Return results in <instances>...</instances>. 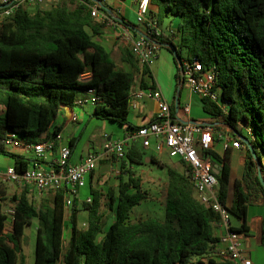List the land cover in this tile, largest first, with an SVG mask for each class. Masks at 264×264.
<instances>
[{
    "label": "trees",
    "instance_id": "1",
    "mask_svg": "<svg viewBox=\"0 0 264 264\" xmlns=\"http://www.w3.org/2000/svg\"><path fill=\"white\" fill-rule=\"evenodd\" d=\"M95 4L104 15L113 13L105 0H69L33 13L22 5L3 22L0 104L5 112L0 116L1 154L7 153L2 139L9 132L27 143L41 141L40 135L47 131L58 110L72 107L77 92L87 88H94L100 96L93 117L116 123L126 132L138 128L128 119L133 71L140 72L141 88L154 89L150 67H139L132 51L124 49L122 60L132 71L117 68L110 52L93 39L107 22L91 16ZM150 14L157 26L166 18L178 20L175 29L168 27L165 32L144 25L142 33L151 43L169 52L168 45H175L180 60L197 59L204 71L215 67L216 86L221 90V100L228 104V114L223 116L218 105L208 99H201L203 109L217 117L242 144L241 137L250 141L264 180V0H149ZM119 19L134 32L139 30L140 24L124 17ZM174 63L178 92L184 82L176 58ZM86 69L92 72V79L80 83L78 75ZM147 78L152 80L150 84L145 82ZM245 126L251 127L253 137L242 133ZM77 140L70 141V151ZM245 148L243 175L234 182L229 207L232 218L242 222L239 228L233 227L237 232L246 229L249 199L258 193L264 198L257 163L246 145ZM11 156L18 172L33 162ZM204 156H210L220 166L216 174L218 193L220 200L226 202L231 172L228 150L223 157L212 149ZM120 161L117 192L106 194L108 214L100 209L104 194L98 189L91 187V201L82 202L88 212L85 228L79 226V209L74 202L67 217L62 188L48 189L35 206L28 187L8 196L0 184V264H26L25 230L33 219H37L33 264H188L201 262L209 255L218 241L214 234L218 215L195 199L189 168L183 161L181 168L167 166L154 155L147 156L138 143L131 144ZM150 163L167 167L164 216L132 220L131 211L146 198V191L131 166ZM2 202L13 204L10 228H6ZM111 215L113 220L103 231L104 218ZM65 221L70 225L66 244Z\"/></svg>",
    "mask_w": 264,
    "mask_h": 264
},
{
    "label": "built area",
    "instance_id": "2",
    "mask_svg": "<svg viewBox=\"0 0 264 264\" xmlns=\"http://www.w3.org/2000/svg\"><path fill=\"white\" fill-rule=\"evenodd\" d=\"M44 0H0L5 7L0 9V27L5 19L22 5H34ZM149 0H138L135 12L136 23L145 25L149 29L155 27L156 23L149 19ZM92 17H101L104 21L107 16L100 14L95 4L91 7ZM123 37L129 39L130 30L123 26ZM130 50L135 56L139 67L150 65L159 51V45L151 43L145 35H137L130 42ZM180 74L182 81L189 87L192 93L201 99H208L221 110L223 116L228 114V104L221 100V90L216 86L217 71L215 67L204 71L202 63L197 60H181ZM80 83H88L92 79V72L84 70L78 75ZM144 97L152 99L157 104V114L154 120L145 125L138 126L136 130L127 132L119 139H104L99 151L90 152L77 163H71L70 147L64 146L58 150V155L50 163H45L62 139L60 131L55 132L57 126L52 121L44 138L34 143L24 142L13 132L7 133L2 139L5 146L24 147L31 149L35 155V162L22 172H18L14 166L0 170V180L5 184H14L18 189L29 187L38 193L48 189L62 188L64 190V206L72 205V198H78L80 191L86 187L87 178L95 170L100 159L122 160L126 157V151L133 143H139L143 149L151 146V138L155 140L154 150L157 153H167L170 157H178L189 168L190 179L194 188L195 199L211 208L219 219L221 235L215 243L213 251L205 256L201 262H190L188 264H252L249 258L242 255L240 247L241 233L233 230L231 223L230 204L222 202L219 197V182L216 167L210 156H204V152L212 149L214 142L221 139L223 147L227 150L239 148L242 143L236 139L227 127L224 132H216L214 127L201 122H178L173 120L170 106L161 92L154 89H140L131 92L129 96V107H134L137 100ZM100 96L94 88H87L77 92L73 106L76 108L85 105H95ZM188 113L189 106L183 107ZM78 120L77 114L71 115V121ZM244 131L253 137L251 127L245 126ZM81 196V195H80ZM91 201L88 195L86 200ZM3 202L1 203L2 206ZM8 210L3 211L7 216L6 228H10L12 222L13 204L8 202Z\"/></svg>",
    "mask_w": 264,
    "mask_h": 264
},
{
    "label": "crops",
    "instance_id": "3",
    "mask_svg": "<svg viewBox=\"0 0 264 264\" xmlns=\"http://www.w3.org/2000/svg\"><path fill=\"white\" fill-rule=\"evenodd\" d=\"M52 2L53 0H46L44 6L47 7L52 4ZM137 3L138 0H119L117 2L113 1L110 5L113 13H109V15L107 16V22L103 31L99 34H95L93 37V39L97 43L103 45L105 49L110 52L113 60L117 65V68L127 72H131L132 69L127 62L122 60V51L124 49H130V42L137 35H141L144 29L142 30L139 27V30L134 32L131 28L128 27L131 35L129 36V39H126L122 35V27L125 25L121 22L119 17H124L126 20L128 19L132 22V18L134 17L136 12ZM99 13L103 14L100 10ZM94 19L96 21H102L101 17H95ZM88 31L91 30L88 28ZM152 61L155 62L157 67L156 74L153 71ZM152 61L149 67L152 74V80L154 81L155 85L154 88L159 90L162 96L168 102L173 120L182 123L195 121L209 124L214 127L216 132H224L227 129L226 126H223L219 123L217 117L212 116L203 109V102L201 98L192 93L185 83H183V85L177 92L176 80L174 76L176 65L174 63L173 54L171 52L164 48H160L157 52L156 57ZM136 73L137 74L134 75L133 82L135 88L132 92L138 91L140 89H147L141 88L140 72L137 71ZM152 80L150 78H147L145 82L147 84H150ZM185 106H189L190 108L188 113L183 110V107ZM93 111L94 107L91 105H85L80 108L66 106L58 110L57 115L53 118L52 121L57 126V128H60L59 131L62 135V139L59 143H57L54 151L50 153L48 160L45 161L46 164L50 163L55 157H57L58 150L61 147L69 146V143L72 139L77 138L78 140L76 146L71 150L69 161L71 163H77L84 157H86L90 152L99 151L101 148V144L105 138L119 139L127 134L122 126H119L116 123L110 122L108 120H101L93 117ZM157 111L158 108L156 102L152 99L144 97L140 100H137L134 107H129L128 119L135 126L145 125L155 118ZM4 112L5 108L0 104V116H3ZM73 113L77 114L78 120L76 122L71 121V115ZM101 122H104L103 124H106L108 127H104V130L101 131L98 135L93 134L91 128L93 129V126L101 125ZM242 133L245 134L244 129H242ZM43 138L44 133L40 135L39 139L42 140ZM90 138H98L97 144H90ZM5 149L7 153H0V170L2 171H4L7 167L14 166L15 161L11 156L12 154L31 159L33 162H30L29 166L35 162L34 160H36L34 152L31 149L24 147L15 148L9 146H5ZM144 150L145 152L151 151V146ZM212 150L220 157H223L225 152L228 150L231 172L227 202L231 204L234 192V182L237 179H241L243 175V169L246 159L245 145L242 144V146L239 148L229 147L227 150H225L222 140L217 139L213 144ZM164 153L165 152L157 153L153 148V151H151L150 155H154L162 162V160L160 159V155ZM147 161H149L148 158ZM180 161L181 160L178 159V163L181 165ZM119 163V160H116L114 158L100 159L95 170L87 178V187L80 191V195L85 196L87 194V191H90L91 187L101 191V187L107 180H109V177L113 174L119 173ZM262 163L264 165V158L262 160ZM213 164L219 166L218 162H216L215 160L213 161ZM141 182H143V180H141ZM0 184L4 185L5 183L0 180ZM5 186L4 187L7 195L19 194L22 191V189H18V187L14 184L8 183L5 184ZM32 190L37 193L36 190ZM231 223L234 228H239L242 222L241 220H238L236 218H231ZM240 233V247L242 255L246 258H249L252 261V264H264L263 194L258 193L256 196H252L249 199L246 212V229L244 232ZM214 234L217 237L221 235L219 225L215 228ZM194 261L196 262L197 260Z\"/></svg>",
    "mask_w": 264,
    "mask_h": 264
},
{
    "label": "rangeland",
    "instance_id": "4",
    "mask_svg": "<svg viewBox=\"0 0 264 264\" xmlns=\"http://www.w3.org/2000/svg\"><path fill=\"white\" fill-rule=\"evenodd\" d=\"M45 1L46 0H44L41 3L34 4V5H26V8L29 11L33 12L39 8H48L52 6L54 3L69 2V0H53L52 4L46 7L44 6ZM113 1L117 2L119 0H105V3L110 6ZM149 16L151 20L155 19L154 15L150 14ZM177 21H178L177 19L166 18L161 25H158V26L155 25V28L157 27L159 31H163V32H165L168 27L175 29L177 25ZM132 22L136 23L135 15L132 18ZM139 27L142 30L144 29V25L140 24ZM152 67H153L154 73L156 74L157 67L154 61H152ZM136 72L137 71H133V75L137 74ZM134 88L135 86L133 84L132 91ZM101 123H102L101 125H104V126L97 125V126H93V129L91 128V131L93 132V134L98 135L101 131L104 130L103 129L104 127L105 128L108 127L106 124H103L104 122H101ZM89 142L90 144H97L98 138H90ZM154 144H155V140L151 138V151H153ZM151 151H147L146 154L150 155ZM160 159L167 166L181 168V165L178 163V159H179L178 157H170L167 153H164L160 155ZM119 162H120L119 167H118L119 173L111 175L109 177V180H107L100 189L101 192L104 194L101 200L100 209L106 215L108 214V209H107V204H106L107 203L106 194L108 193V191H112L115 193L117 192V184H118L117 176L120 174V169H121V161L119 160ZM131 169H133L138 175H140L141 180H143V182H141V187L143 190L146 191V198L142 199L138 205L133 207L131 211V219L132 220L145 219L147 217H154L157 219H162L164 216L163 192L165 189V184L167 182V167H162V166H158L155 163H150V164H145V165L133 164L131 166ZM3 186H5V184ZM27 190L29 193L28 195H29L30 201L35 206H38L40 199L46 195V192L36 193L35 191L32 190V188H29V187ZM88 195H90L89 190L87 191V194L85 196L79 195L78 198H72V202H74L76 207L79 209L78 218H79L80 228H85L87 226L88 212L82 208V202L86 200ZM8 196H11V195L9 194ZM72 205L70 207H66L67 217L70 213V209ZM8 207H9L8 202L2 204L3 211H7L9 209ZM105 219H106L105 221L106 223L103 228V231L107 229L108 225L113 220V217L111 215V216L105 217L104 220ZM36 226H37V219H33L31 225L27 227L25 230L26 236L24 240L23 254L26 259V264H33L34 262ZM69 233H70V225L68 221H65V226H64V240H65L64 243L65 244H66V241L68 240ZM102 236H103V233H101L98 236V241L101 240Z\"/></svg>",
    "mask_w": 264,
    "mask_h": 264
},
{
    "label": "water",
    "instance_id": "5",
    "mask_svg": "<svg viewBox=\"0 0 264 264\" xmlns=\"http://www.w3.org/2000/svg\"><path fill=\"white\" fill-rule=\"evenodd\" d=\"M3 7H5V5H0V8H3ZM142 35H144V34L142 33ZM168 48L171 50V52H172L174 58H176V60H177V65H178V67L180 68V67H181V60L178 58V54H177L176 46L170 44V45H168ZM241 140L244 142V144H245V145L247 146V148L250 150L253 159L256 161L257 166H258V177H259V179H260L262 185L264 186V180H263V178H262V176H261V173H260V170H259L260 161L258 160L257 155H256V153L254 152L253 148L251 147V145H250V141H249L247 138H245V137H241ZM146 162H147V159H146ZM215 171H216V173H218V172H219V167H216V170H215Z\"/></svg>",
    "mask_w": 264,
    "mask_h": 264
}]
</instances>
